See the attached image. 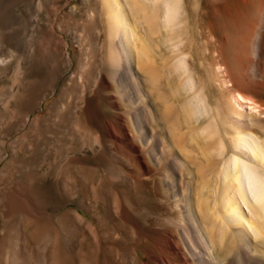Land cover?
Masks as SVG:
<instances>
[{"label": "rangeland", "instance_id": "obj_1", "mask_svg": "<svg viewBox=\"0 0 264 264\" xmlns=\"http://www.w3.org/2000/svg\"><path fill=\"white\" fill-rule=\"evenodd\" d=\"M105 1L0 0V128L4 121L10 119V111H6L5 106L9 101L13 104L11 94L22 88L18 86V68H26L27 58L30 52L40 47L42 35L53 32L63 36L68 43L67 49L73 62L72 67L62 75L58 88L50 96L48 88L45 91L38 90V102L44 99L40 101L42 109L30 111L29 121L24 127L15 125L8 134L0 132V240L5 236V231L8 228L10 230L17 222L18 216L29 212L28 210L37 213L40 211L41 215L51 214L58 219L63 213L77 209L82 216L93 221L100 237L95 256H91L94 249L90 246L94 238L86 231L83 233L84 227H77L73 245L77 247L79 241L82 246L86 245L84 252H90L86 264H115L120 255L130 258L135 257L136 253L143 261L148 260L142 251L145 248L144 242L140 241V237L136 238L128 226L121 223L114 210L115 200L119 197L129 208L137 210L136 217L139 221L146 216L149 220L163 219L157 208L161 204H170L184 211L194 202L197 203L196 190L201 182L199 169L206 171L216 167V162L228 158L229 150L224 147L222 155L218 156V143H195L192 138H196V130L205 127L206 122L202 120L198 125L190 122L183 110H192L188 100L199 91L200 96L205 98L209 113L213 117L216 114L214 122H220L225 117L224 126L236 125L233 119L238 118L236 113L242 110L233 102L234 89L230 88L223 67L228 68L233 76L239 74L237 67L241 65L243 37L251 30L261 31L264 55V0H180L178 19L181 22L177 29L194 31L192 35L196 38L187 33L183 34L184 43L188 36V39L192 37L191 42L193 40L197 44L191 52H185L186 62L192 70L196 84L195 91L187 93L183 79L170 77L165 71L158 70L163 66V60L171 57H175L173 62L177 65L176 57L180 55L178 53L173 56L169 49L170 43L166 44L163 34L155 32H165L160 18L158 20L156 17L157 14L162 15L163 0H116L123 5L136 34L141 37L145 35L148 56L144 64L146 68L151 65L158 70L157 73L161 76L159 85L162 84L160 94H176L179 98H184L172 105L175 110L164 111L165 105H159L155 101L154 94L157 91L144 82V73L135 70L137 74L133 76L124 67L126 71L122 73L120 80L115 79L112 84L117 88L116 95H112L108 89L99 97L91 96L86 102H81L70 91L60 94L59 88L78 71V43L85 38L84 31L90 27V22L96 19L104 22L108 18L110 10ZM134 2L142 4L143 8L139 6L143 10L135 12ZM145 15H152L155 19L150 23L155 33L151 34V39H146L149 26L144 22ZM96 30L100 31L101 28ZM200 31L205 32L207 37H201ZM39 36L41 37L38 38ZM116 40L114 41L119 46L120 43ZM206 40L210 42L209 48ZM160 49L162 50L159 51ZM18 52H21L20 56L25 55L22 56L23 61ZM194 52H199L195 59ZM263 58L264 56L259 67L262 77L258 80V88L248 94L252 100L241 99L239 102L244 104L243 112L248 115L244 119L246 124H252V133L264 141V121L252 119V113L264 112ZM28 76L30 79L36 78L40 76V72L34 70ZM106 81L110 86L111 82L107 78ZM235 85L242 88L239 80ZM109 101L116 103L117 110L109 105ZM51 106L50 119L52 124L55 123L54 131L43 135L42 140L37 141L40 155L36 157L32 154L33 139L24 138V133L33 130L34 121L43 116ZM116 113L122 116V124L115 119ZM21 115L23 117L24 114ZM84 119L91 125L89 133L85 127H78L83 124ZM216 123L211 122V125L216 126ZM90 133L104 139V148L88 140ZM204 151L210 153L208 157L204 156L207 153ZM85 155L94 157L92 162L99 169L97 172L85 171L70 164L72 158ZM139 161L152 169L150 174L154 175L157 182L160 181V185L148 180L146 177L149 176L142 177L144 184L141 187L134 185L133 180L141 174ZM32 169L39 173L35 181H31ZM92 173L95 179L93 181L89 178ZM100 179H105L109 188L102 190ZM11 208L19 212L13 224L5 215ZM181 219L191 223L189 216L181 215ZM25 226L22 225L21 229ZM25 232L30 240L32 227L29 226Z\"/></svg>", "mask_w": 264, "mask_h": 264}, {"label": "bare ground", "instance_id": "obj_2", "mask_svg": "<svg viewBox=\"0 0 264 264\" xmlns=\"http://www.w3.org/2000/svg\"><path fill=\"white\" fill-rule=\"evenodd\" d=\"M112 1L114 5L110 0L105 1L110 10L108 11V18L106 17L104 22H99L97 19L92 23L90 22V27L87 31H84L85 38L78 43L80 51L76 64L78 71H75L60 86L59 93L70 91L81 102H86L91 96L92 98L93 96L99 97L102 92L108 89L111 90L112 95H116L117 88L112 84H114L115 79L120 80L122 73L126 71L124 67H127V70L133 76L137 74L138 70L144 73V82L149 88L157 91L154 94L155 101L159 105H165L164 111L175 110L172 105L180 102L181 98L184 97L179 98L176 94H160L162 84L159 85V82L161 76L157 71H165L170 77L177 76L183 79V86L186 88L184 90L187 93L195 91L196 88L192 70L185 57L186 51L191 52L193 47H197L195 41L192 40L191 42L190 40L192 37L196 38V36L192 35L194 31L177 29L181 22L178 19L180 0H163V16L156 13V17L158 20L160 18L165 32L163 33L162 30H156L155 32L163 34L166 44L170 43L171 48L169 49L173 56L180 53L176 57L175 63L177 65L173 62L175 57H171L168 60H163V66L158 70L151 65L146 68L144 62L148 56V49L145 45V35L141 37L136 34L135 27L130 24L123 5H120L119 1V3L116 0ZM134 4L133 10L135 12L143 10L142 4L139 3L142 8L135 2ZM152 19L155 20L152 15L150 17L144 16V22L148 23L149 26L146 39L155 34L150 24L153 21ZM98 27L101 28L100 31L96 30ZM188 28L189 26L186 30ZM185 33L192 35V37L188 39L187 36L184 43L185 36L183 34ZM200 35L203 38L207 37L203 31H200ZM244 36L240 52L241 65L237 67L239 74L233 76L228 68L223 67L230 88L234 89L233 102L235 106L240 107L242 110V112L236 113L238 118L233 119L237 124L228 125L230 128L224 126L223 119L225 117H222L220 122H214L216 114L213 117L209 113L208 106L204 101L205 98L200 96L199 91L195 92L193 98L188 100L192 110H183L187 119L191 120L190 122L197 125L202 120L206 122L205 127L196 130V138L193 137L192 140L195 139V143L202 144L209 141L210 144L218 143V156L222 155L223 149L226 147L229 150L228 158L216 162L217 166L208 169L209 171L199 169V177L201 175L199 181L201 182L198 190H196L198 191L195 198L197 203L194 202L184 211L182 209L178 210L170 204H161L157 207L160 211V217H164L163 219L149 220V217L146 216V218L142 217L141 222L136 217V209L129 208L127 203L120 197L115 200L114 210L117 216L122 224L124 223L131 229L136 238L140 237V241L144 242L145 248L142 251L148 259L143 261L137 253L135 257L130 258L120 255L115 264H149L150 262L153 264H264V141L252 133L254 129L252 124H246L244 119L248 115L246 116L243 112L244 104L239 102L241 99L252 100L248 94L258 88V80L262 77L259 67L262 56H264L263 35L261 31L251 30ZM116 39L120 43L119 46L114 41ZM40 40V49L35 48L30 52L26 68H18V86H22V88L11 94L13 104L11 105L9 101L5 106V110L10 111L11 115H9L10 119L7 118L8 120L1 125V133H10L15 125L20 128L24 127L26 122L29 121L30 111L42 109L40 101L43 98L38 102V90L45 91L48 88L50 96L58 88L62 75L73 65L67 49L68 43L63 36L50 32L42 35ZM206 43L207 48H209L210 42L206 40ZM23 52L25 53V51ZM18 53L22 60L24 54L20 56L21 52ZM198 54L199 52H194L193 58L195 59ZM34 70L40 72V76L30 79L28 75ZM105 77L111 82L110 86L107 84ZM237 80L241 82L242 88L236 87ZM39 95L41 96V94ZM108 97L111 98V96ZM108 103L117 110L115 102L109 101ZM52 106L43 116L34 121L33 130L24 133V138L31 137V140L33 139L32 154L36 157L40 155V151L37 149L39 146L37 141L43 135L45 136L54 131L55 123L52 124L50 119ZM252 107L256 108L254 105ZM69 108L71 109V107ZM21 113L25 117L24 115L22 117ZM252 114V119L264 121L262 119L264 117H260L262 114L264 115V112ZM115 119L121 124L124 122L120 113H116ZM207 120H209L208 123ZM82 122L83 124H78V127H85L84 129L89 133L91 129L89 121L84 119ZM211 122L216 123V126L211 125ZM91 134H88V140L94 141L104 148V139L97 134L96 136ZM209 154L207 152L204 156L208 157ZM93 159L94 157L85 155L84 157H74L71 161L69 160L71 163H68L85 171L97 172L99 169L92 162ZM138 164L141 174L133 180L136 187L139 188L144 184L143 176H149L146 177L148 180L160 185V181L157 182L154 175L150 174L152 172L150 167L141 161ZM30 172L32 176V180H30L35 181L37 175L39 176L38 171L32 169ZM89 178L92 179L91 181L95 180L93 173L90 174ZM100 183L102 190L109 188V184L105 179H100ZM97 184L99 183L97 182ZM82 203L83 201L80 203L81 206ZM16 210L11 208L5 214L6 218L12 221V224L15 223V217L19 213ZM28 211L27 213L22 212L23 214L20 215L22 217L18 216L17 222L12 225L10 230L7 227L8 229L4 233L5 236L3 239L1 238L0 264H86V259L90 253L84 252L86 245L82 246L80 241L77 247L73 245V236L77 227H84L83 233L86 231L90 236H93L94 242L91 241L92 244L89 246L94 250L91 251L89 247V251L93 252L91 256H95L97 243L100 240L97 228L92 220L82 216L77 209L63 213L58 219H55L51 214L41 215L40 211L38 213ZM181 215L182 217L189 216L191 223L180 220ZM22 225L25 226L23 230L21 229ZM27 226L32 227V232L29 234L30 240H28L25 232ZM83 229L81 228V231ZM3 230L5 229L3 228ZM81 237L84 238V236Z\"/></svg>", "mask_w": 264, "mask_h": 264}]
</instances>
